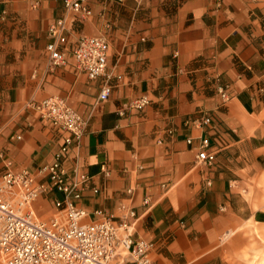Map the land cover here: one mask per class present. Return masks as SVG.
<instances>
[{
	"label": "crops",
	"instance_id": "obj_1",
	"mask_svg": "<svg viewBox=\"0 0 264 264\" xmlns=\"http://www.w3.org/2000/svg\"><path fill=\"white\" fill-rule=\"evenodd\" d=\"M89 7L82 18L64 0H0V181L6 161L32 172L55 161L65 133L30 103L64 98L89 121L65 166L99 188L78 203L90 220L97 209L118 218L132 209L135 239L156 245L154 264H229L224 254L239 252L246 227L264 231V0ZM66 16L67 63L50 71L49 29ZM102 34L113 91L101 102L104 79L77 70L73 47L82 35ZM219 85L229 87L225 104ZM143 96L149 105L129 108ZM206 116L212 121L203 125ZM204 138L216 153L212 165L197 161ZM59 198L36 201L38 216L52 217Z\"/></svg>",
	"mask_w": 264,
	"mask_h": 264
},
{
	"label": "built area",
	"instance_id": "obj_2",
	"mask_svg": "<svg viewBox=\"0 0 264 264\" xmlns=\"http://www.w3.org/2000/svg\"><path fill=\"white\" fill-rule=\"evenodd\" d=\"M91 0H64L66 12L77 13L82 18L91 14ZM119 4L144 0H108ZM68 17L57 20L49 29L51 42L47 47L48 69L66 65L67 54L63 47L68 42ZM110 39L106 35H82L73 47L75 66L89 80L104 79L99 101H107L113 91V73L108 72ZM218 94L225 104L231 99L229 87L219 85ZM148 96L132 101L129 108L143 109L150 104ZM30 106L43 121L65 133L59 151L52 164L36 172L15 170L6 161V170L0 181V262L1 264H154L152 253L155 243L135 239L133 227L137 221L134 210L129 209L121 217L109 215L102 209L89 214L79 206V200L89 188L99 193L93 185L94 178L78 170L70 174L65 157L74 144L79 145L89 121L64 98L48 97ZM212 119L204 117L200 123L207 125ZM196 123L198 120L195 121ZM169 133H173L170 130ZM20 138V137H18ZM192 144L193 140H188ZM210 139L204 138L198 154V163L212 165L216 153L210 150ZM0 157H4L0 150ZM104 175L109 177L107 169ZM92 186V187H91ZM53 193L62 194L55 200L56 213L43 219L38 216L35 203ZM149 204V200L145 201Z\"/></svg>",
	"mask_w": 264,
	"mask_h": 264
},
{
	"label": "rangeland",
	"instance_id": "obj_3",
	"mask_svg": "<svg viewBox=\"0 0 264 264\" xmlns=\"http://www.w3.org/2000/svg\"><path fill=\"white\" fill-rule=\"evenodd\" d=\"M246 228V236L239 244V252H228L224 257L229 264H264V231L254 225Z\"/></svg>",
	"mask_w": 264,
	"mask_h": 264
}]
</instances>
